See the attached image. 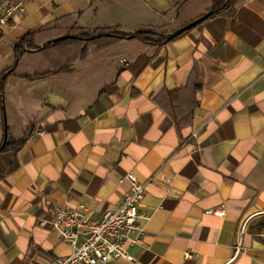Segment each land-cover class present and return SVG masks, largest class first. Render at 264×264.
<instances>
[{
	"label": "crops",
	"instance_id": "crops-1",
	"mask_svg": "<svg viewBox=\"0 0 264 264\" xmlns=\"http://www.w3.org/2000/svg\"><path fill=\"white\" fill-rule=\"evenodd\" d=\"M21 1L0 26V75L12 70L0 145L25 136L0 152V264L69 254L53 210L101 218L128 172L145 186V233L127 244L131 259L106 264H264V0H238L160 46L52 40L73 28L165 34L211 1ZM27 34L39 47L16 57Z\"/></svg>",
	"mask_w": 264,
	"mask_h": 264
},
{
	"label": "built area",
	"instance_id": "built-area-1",
	"mask_svg": "<svg viewBox=\"0 0 264 264\" xmlns=\"http://www.w3.org/2000/svg\"><path fill=\"white\" fill-rule=\"evenodd\" d=\"M22 8L21 0H4L0 26ZM125 178L130 183L128 192L99 219L86 216L83 205L79 209L65 206L53 210L47 223L70 245L71 252L54 257L49 264H106L112 259H131L127 244L141 242L145 231L140 221L147 219L148 213L142 209L144 184L131 172Z\"/></svg>",
	"mask_w": 264,
	"mask_h": 264
},
{
	"label": "trees",
	"instance_id": "trees-1",
	"mask_svg": "<svg viewBox=\"0 0 264 264\" xmlns=\"http://www.w3.org/2000/svg\"><path fill=\"white\" fill-rule=\"evenodd\" d=\"M210 1H211V7L207 11V12H210V15L208 17L219 14V13L225 11L230 6L235 5L238 2V0H210ZM101 33H111V35L108 37L116 38V39H124V38H127L130 36V34L122 33L119 31H114V30L104 31V32L95 33V34H87L81 30L76 31V29L73 28V29H69L66 33L61 35L64 37L68 36L66 39L59 40L57 42L74 40L73 36H79L81 38V40H84V41L96 40V39L101 38V37L97 36V34H101ZM147 34L157 35L158 36L157 40L148 39L146 37ZM132 37L137 38V39L141 40L142 42L149 44V45H153V46H160V45L167 42V41H165L164 35L162 33H156L154 31H138ZM38 47H39V45H36L35 43L32 42L31 35L27 34V35L23 36L22 38H20L13 45V50H14V53L17 57L21 51H24L26 49H36ZM11 73H12V70H11V68H9V69L5 70L0 75V104L2 103V93H3L4 80H5L6 76L11 74ZM43 74L44 73H38V74L26 75V76L27 77H35L37 75H43ZM198 86H199V84H197L196 87H198ZM24 139H25V136L19 140H14V141H8L7 140L6 142H4V144L0 145V152L16 149L17 147H19L24 142Z\"/></svg>",
	"mask_w": 264,
	"mask_h": 264
},
{
	"label": "water",
	"instance_id": "water-1",
	"mask_svg": "<svg viewBox=\"0 0 264 264\" xmlns=\"http://www.w3.org/2000/svg\"><path fill=\"white\" fill-rule=\"evenodd\" d=\"M210 15V12H206L204 13L203 15L191 20L190 22L178 27L177 29L171 31V32H168L166 34H164V39L165 41H169L171 39H173L174 37L178 36L179 34L193 28L194 26H196L198 23H200L201 21H203L204 19H206L208 16ZM102 35H111V33H101V34H98L97 36H102ZM133 35H130L129 37H131ZM68 36H61V37H57V38H54L52 40V42H55V41H58V40H63L65 38H67ZM74 38H77L79 39L80 37L79 36H74ZM27 51H32V50H29L27 49ZM5 140V139H4Z\"/></svg>",
	"mask_w": 264,
	"mask_h": 264
},
{
	"label": "rangeland",
	"instance_id": "rangeland-1",
	"mask_svg": "<svg viewBox=\"0 0 264 264\" xmlns=\"http://www.w3.org/2000/svg\"><path fill=\"white\" fill-rule=\"evenodd\" d=\"M155 32V31H154ZM156 33H158V32H156ZM166 34V33H165ZM164 35V34H163ZM146 37L148 38V39H150V40H157V35H155V34H147L146 35Z\"/></svg>",
	"mask_w": 264,
	"mask_h": 264
}]
</instances>
